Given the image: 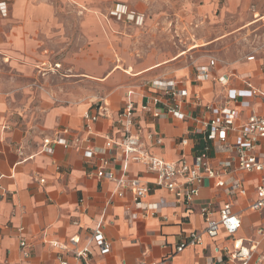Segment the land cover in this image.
I'll return each mask as SVG.
<instances>
[{
	"label": "crops",
	"instance_id": "1",
	"mask_svg": "<svg viewBox=\"0 0 264 264\" xmlns=\"http://www.w3.org/2000/svg\"><path fill=\"white\" fill-rule=\"evenodd\" d=\"M0 1H7L9 6L7 16L0 12V54L7 63L17 68L20 75L34 78L40 72L37 66L41 63H75L82 69L91 70L93 75H89L90 78L101 81L97 82L101 89L96 91L68 89L59 96L48 91L39 106L40 121L34 118L17 119V110L10 98L0 91V264H58L59 250L51 244L55 240L69 246V252L64 254L69 264H153L163 259H166L165 264H212L219 254L218 248L225 245L232 248L234 238L221 228L217 236L205 234L202 244L187 246L177 252L185 236L206 228L199 206L188 210L182 202H175L177 198L174 193L155 187L143 202L150 204L165 198L169 202L162 208V214L167 220L152 216L135 206L132 189H127L126 196L120 197L116 191L117 182L99 178L97 170L101 167L103 157L112 159L122 154L120 141L125 135V128L120 113L129 99L130 90L138 106L136 116L143 134L151 131L163 137L161 145L148 142L150 151L166 160L186 157L193 163L202 143V134L198 130L205 129L200 118L213 116L208 106L215 104L224 108L228 106L227 99L230 96L248 93L250 85L264 91V70L258 62L252 61L245 65L251 64L250 68L236 70L219 67L217 63L210 67L214 60L211 59L210 62L196 65L188 76H182L177 70L175 74L157 73L163 66L170 65L191 51L188 47L186 53L182 51L185 54L178 53L157 62L162 63L158 68L150 67L157 63L148 66L150 69L146 67L139 70L131 65L136 72L128 69L129 66L124 69L128 75L117 70L121 68V65L117 67L120 59L119 64L102 78L99 76L104 73L105 67L93 68L89 65L100 61V56L91 54L90 48L96 47L95 43L90 46L91 40L97 41L102 31L106 30L107 23L116 21L111 11L117 4L143 14L144 21L148 13L168 14L174 11L195 18L197 12L211 15L215 4L206 2L197 6V0ZM228 4L225 9H232ZM239 5L243 8L247 2L242 0ZM134 24L136 27L143 25ZM104 55L102 57L105 60ZM177 55L180 57L174 58ZM203 66L207 68L202 69ZM129 75L132 83L126 84ZM221 75L229 77L226 86L218 81ZM153 82H174L179 88L189 90L190 96L182 106L186 113L184 119L172 116L153 119L140 109L142 94L151 90L150 84ZM196 93L202 98V106L197 107L193 101L192 97ZM100 103L107 105L111 114L91 124L96 154L87 158L84 142L69 147L58 144L53 153L42 150L44 138L55 136L65 127L85 138L89 131L85 129L84 114L96 111ZM256 107L264 111V105ZM248 113L249 110L243 111L244 116ZM188 130L191 131L189 143L182 146L180 140ZM66 137L72 140L73 135ZM229 140L237 142L238 134L232 132ZM233 157L213 147L214 166ZM111 168L117 177H138L143 184L154 185L156 179V175L142 163H125L117 159L112 161ZM224 178L229 181L241 180L247 188V194H229L225 188L216 185V180L206 178L200 188L199 204L211 203L212 216L218 218L222 206L231 201L233 210L243 220L242 228L234 237L261 239L260 251L264 253V237L260 238L256 234V230L264 225V213L250 208L252 201L258 197L256 185L259 174L233 169L225 173ZM183 181L184 178H179V182ZM249 217L252 219L250 222L247 220ZM98 224H102L112 242L108 255H101L95 243L89 241L92 230ZM247 226L249 232L245 230ZM21 227L24 228L23 232L19 231ZM22 235L32 246L30 258H25L20 249ZM73 236L80 238L78 244L70 241ZM85 245L93 249V256L87 260H76L72 250Z\"/></svg>",
	"mask_w": 264,
	"mask_h": 264
},
{
	"label": "built area",
	"instance_id": "2",
	"mask_svg": "<svg viewBox=\"0 0 264 264\" xmlns=\"http://www.w3.org/2000/svg\"><path fill=\"white\" fill-rule=\"evenodd\" d=\"M0 12L3 16H7L9 6L7 1H0ZM111 15L119 20L127 18L136 24H143L144 15L136 11L130 10L126 5L117 4L111 11ZM254 59V56L249 60ZM216 61L212 60L211 66H215ZM203 66L202 69H206ZM218 81L227 85L229 77L221 75ZM151 90L142 94V102L140 109L149 114L153 119L161 117H176L184 119L186 113L182 110L184 101L190 96L187 88H179L174 82H153L150 84ZM133 91L128 92L129 99L120 113L121 123L125 128V135L120 143L122 146V154L115 158H102L101 167L97 170L99 178L114 180L117 182V193L120 197H125V191L132 189L134 192L133 202L136 207L147 211V214L159 216L164 220L167 217L162 214V208L168 204L165 198H161L157 202L145 204L143 199L153 190V188H165L167 191L176 195L177 201L182 202L188 210L199 206L200 212L205 218L206 228L203 231H193L185 236V240L178 246L177 252L182 251L187 246H195L202 244L203 236L206 234L210 237L218 235L223 228L229 236L234 238V245L230 248L228 245L218 248L219 254L215 257L212 264H263L264 253L260 251V241L257 238L236 239L235 234L242 228L243 220L240 214L233 210L231 201H227L220 209L218 218L212 216L211 203L199 204V192L206 178L216 180V185L225 188L229 194H240L245 196L247 188L239 179L227 180L224 174L233 169L259 174V181L256 185L258 197L252 201L250 208L253 211L264 213V111H259L256 105H264V91L260 88L250 85L246 94L237 93L230 96L228 106L220 108L215 104L208 106L213 112L210 118H200L205 129H199L200 150L196 153L193 163H190L186 157L178 160L170 161L153 154L150 151V144L161 145L163 137L160 134L149 131L143 134V129L137 120L138 106L132 98ZM197 107L202 106V98L199 93L193 97ZM231 105V106H229ZM249 110L244 116L243 111ZM111 114L110 108L100 103L94 112L87 111L84 114L85 129L89 131L85 138L78 134L72 133L70 128H63L59 133L52 137H45L42 143V150L53 153L55 146L62 144L69 147L73 144L85 143V156L91 158L97 153L92 144L91 124L101 117H107ZM234 132L238 134L239 140L231 142L230 134ZM73 135L72 140H68L66 135ZM191 131L188 130L186 136L181 138L180 145L187 146ZM150 142V144L148 143ZM213 147H217L231 157L228 160L220 162L219 166L212 164ZM117 159L125 161H133L142 163L156 175L154 185L143 184L138 177L126 178V176L117 177L115 171L111 168L112 161ZM0 175V181H1ZM179 178L184 181L179 182ZM41 181H44L42 179ZM1 188V182H0ZM24 228H19L23 232ZM257 236L264 237V225L256 230ZM73 244H78L80 238L78 236L71 237ZM89 241L94 242L101 255H108L112 249V242L107 236L102 224H98L91 232ZM52 246L59 250V263L69 264L68 259L64 255L69 252L67 243L60 241H52ZM20 249L25 258L32 255V246L27 238L22 235L20 238ZM94 254L90 245L83 247H75L72 255L76 260H87ZM166 259L153 264H165ZM20 264H27L21 262Z\"/></svg>",
	"mask_w": 264,
	"mask_h": 264
},
{
	"label": "rangeland",
	"instance_id": "3",
	"mask_svg": "<svg viewBox=\"0 0 264 264\" xmlns=\"http://www.w3.org/2000/svg\"><path fill=\"white\" fill-rule=\"evenodd\" d=\"M241 1L197 0V6L206 2L215 4L213 14L204 15L197 12L195 18L174 11L168 14L148 13L141 27H136L129 19L116 18L115 22L107 23L106 30L102 31L97 41L91 40L90 46L96 44V47L90 48L91 54L100 56V61L89 65L93 68L105 67L104 73L99 76L102 78L119 64L120 59L117 67L121 65V68L117 70L128 75L124 69L131 65L139 70L169 59L182 51L191 50L187 54L185 52L182 57L178 54L174 58L180 57L179 59L163 66L157 73L175 74L177 70L182 76H188L195 70L196 65L210 62L211 59H214L219 67L236 70L242 67L250 68L251 64L245 65L257 61L264 70V0H245L247 5L243 8L239 5ZM227 2L232 9H225ZM256 18L258 20L254 21ZM196 43L199 46L190 49ZM253 56L255 60H249ZM108 59L112 61L108 62ZM161 64L150 67L158 68ZM38 65L40 72L37 76L26 78L0 54V91L10 98L19 120L34 118L35 121H40L39 106L48 91L54 96H59L68 89H101L97 83L101 81L89 77L93 75L91 70L82 69L75 63L46 62ZM133 66L128 69L136 72ZM130 83L132 82L129 75L126 84ZM247 220L250 222L252 219L249 217ZM245 230L249 232V227Z\"/></svg>",
	"mask_w": 264,
	"mask_h": 264
},
{
	"label": "bare ground",
	"instance_id": "4",
	"mask_svg": "<svg viewBox=\"0 0 264 264\" xmlns=\"http://www.w3.org/2000/svg\"><path fill=\"white\" fill-rule=\"evenodd\" d=\"M256 20H258V19H256ZM197 46H199V44H197V43H196V44H193V45L190 47V49H193V48H195V47H197ZM184 52H185V51H184ZM184 52H181L180 55L183 54Z\"/></svg>",
	"mask_w": 264,
	"mask_h": 264
}]
</instances>
